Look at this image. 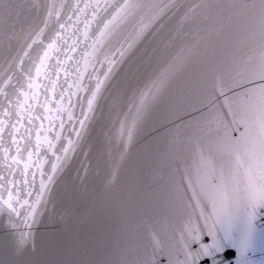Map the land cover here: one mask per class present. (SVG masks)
<instances>
[{
    "label": "snow or ice",
    "instance_id": "obj_1",
    "mask_svg": "<svg viewBox=\"0 0 264 264\" xmlns=\"http://www.w3.org/2000/svg\"><path fill=\"white\" fill-rule=\"evenodd\" d=\"M29 7L36 6L0 0V30L14 34ZM70 7L45 6L49 17H60V9L67 13ZM98 9L103 12L89 36ZM72 11L82 18L85 39L73 65L74 83L65 80L57 93L45 75L42 100L35 91L40 86L32 82L42 75L55 37L42 49L43 57L36 55L39 64L17 72L13 63L0 74V234L5 253L22 256L26 245L35 246L32 228L40 221L57 171L56 164L44 170L40 149L59 161L57 153L68 151L65 140L72 145L71 133L79 136L75 123L83 127L103 98L113 65L131 59L138 44L161 35L151 60L137 67L135 80L127 84L131 102L119 118L107 182L121 183L149 122L156 136L143 159L151 166L147 172L140 167L132 171L135 179L124 186L117 205L107 258L96 264H264V0L183 5L116 0L77 4ZM65 59L74 57L65 53ZM60 66L57 57L53 69ZM24 77L29 91L21 83ZM73 94L79 115L73 111ZM30 97L39 107H32ZM45 107L49 123L45 128L41 120L38 128L33 113ZM66 123L69 135L62 139ZM0 264L32 262L13 258Z\"/></svg>",
    "mask_w": 264,
    "mask_h": 264
},
{
    "label": "water",
    "instance_id": "obj_2",
    "mask_svg": "<svg viewBox=\"0 0 264 264\" xmlns=\"http://www.w3.org/2000/svg\"><path fill=\"white\" fill-rule=\"evenodd\" d=\"M19 2L36 7L34 9L29 7L26 10L14 34L0 30V74H3L13 63L17 72L21 68L28 71L33 62L39 64V61L35 60L36 55L43 57L42 49L47 48L51 42L50 37H55V47L49 50L48 58L41 69L42 75L32 82L40 86L35 91L42 100L45 94V75L51 79L57 93L60 92L61 84L65 80L68 84L74 83L72 76L76 68L73 65L81 55L85 39L82 18H77L72 9L77 4L83 7L85 3L111 4L116 0H19ZM173 2L183 5L191 3L192 0H173ZM53 4L71 7L67 9V13L61 8L60 17H49L45 6ZM85 11L90 12V10ZM102 12L103 9H98L96 20L91 21L89 36L92 35V29ZM57 20H59L58 24ZM40 29L43 31L41 32ZM37 32L39 37L35 35ZM56 33H60V36L56 37ZM161 39H163L161 35L150 37L133 49L135 55L131 59L126 56L123 61H117V64L113 65L109 77L105 80L106 90L103 92V98L98 100L94 112L90 114V119L84 121L83 127L78 122L75 123L79 136L76 131L71 133L72 145L67 144L65 140L68 151L61 150L57 153L60 156L59 161L50 151L44 154V149H40L44 170L48 171L52 164H56L57 171L52 174L53 181L47 193L46 207L41 209L40 221L32 228L35 246L30 243L26 245L28 250L22 256L13 257L5 253L3 237L0 234V260L17 258L32 264H96L107 258L109 233L117 221V205L124 196V186L135 179L132 175L134 169L140 167L147 172L150 168V162L143 159V152L146 145L156 136L155 125L149 122L138 137L136 148L125 167L121 183L116 186L109 185L107 176L118 142L119 118L127 111V105L131 102V93L127 90V84L129 80H135L137 67L151 60L152 48ZM29 44L31 47H28ZM38 45L42 47L38 48ZM71 48H75V51H70ZM65 53L74 59L66 60ZM57 57L61 66L53 69ZM97 69L100 70L99 65ZM65 72L68 73L67 76ZM32 75L35 76L34 68ZM94 79L95 74H93ZM144 82H140L141 87ZM21 83L25 91H29L26 77L21 79ZM68 84L64 87L65 94L68 91ZM48 95H53L51 90ZM84 95L83 92L79 94L81 101ZM77 99V95L73 94L75 115L80 113ZM29 103L33 108L39 107L31 97ZM85 111H87L86 106ZM33 115L39 118L36 121L38 128L41 120L43 127L48 126L49 113L46 107L41 112H34ZM27 123L28 121L25 120V125ZM23 127L24 125H21V130ZM69 127L71 125L66 123L62 139L69 135L67 131ZM32 139L35 140L34 135ZM56 143L59 148L60 141ZM16 179L19 183L21 177L17 176ZM38 183L39 176L36 179V184ZM146 183L147 180L143 179L140 184L142 190L143 184Z\"/></svg>",
    "mask_w": 264,
    "mask_h": 264
}]
</instances>
